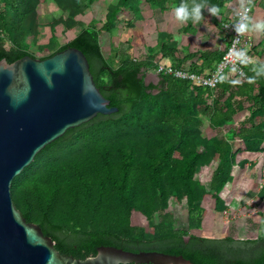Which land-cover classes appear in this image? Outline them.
<instances>
[{
    "label": "trees",
    "instance_id": "1",
    "mask_svg": "<svg viewBox=\"0 0 264 264\" xmlns=\"http://www.w3.org/2000/svg\"><path fill=\"white\" fill-rule=\"evenodd\" d=\"M46 1L0 0V29L5 33L0 39V62L13 64L33 57L27 41L32 38L37 42L40 9ZM53 1L68 17L54 20L51 30L59 25L72 30L81 25L75 18L99 0ZM169 1L148 3L164 10ZM187 1L173 3L177 7ZM233 1L197 3L205 8L216 6L219 12L213 17L218 22L225 6ZM139 7V0H118L109 7L102 29L93 22L70 43L43 58L67 48L81 51L97 88L119 112L99 115L46 147L14 179V205L27 223L37 225L52 239L60 255L79 261L95 257L100 247H113L132 253L182 256L192 264H264V238L235 242L195 237L190 232L175 231V219L167 212L173 199L186 206L190 230L199 228L203 205L221 201L220 194L234 181L233 167H245L246 161L238 162V155L264 153V76L253 71L261 64H246L245 79L237 85L229 83L233 78L221 82L212 102L207 97L210 91L186 81L159 76L157 84L148 83L147 75L158 62L180 66L198 56L175 60L176 42L171 35L159 33L160 46L149 48L148 57L135 60L124 55L114 67L103 54L101 33L112 32L120 12L138 15ZM185 24L186 33L195 31L196 23L189 20ZM54 46L55 40H51L50 47ZM224 54H214L215 61H221ZM211 58L205 56L204 62H211ZM198 61L200 66L192 62V69L202 73L203 54ZM245 102L249 115L225 135L223 128L245 110ZM241 145L243 148H237ZM212 163L215 169L207 190L195 176ZM252 191L259 200L264 198V188L258 191L257 183H252ZM135 216L145 217L153 225L154 237L134 224ZM156 216L159 223L154 225Z\"/></svg>",
    "mask_w": 264,
    "mask_h": 264
},
{
    "label": "water",
    "instance_id": "2",
    "mask_svg": "<svg viewBox=\"0 0 264 264\" xmlns=\"http://www.w3.org/2000/svg\"><path fill=\"white\" fill-rule=\"evenodd\" d=\"M97 88L85 55L67 48L47 59L0 62V264H96L64 257L29 224L12 199V183L49 145L99 115L118 113ZM103 264H192L182 256L100 247Z\"/></svg>",
    "mask_w": 264,
    "mask_h": 264
},
{
    "label": "rangeland",
    "instance_id": "3",
    "mask_svg": "<svg viewBox=\"0 0 264 264\" xmlns=\"http://www.w3.org/2000/svg\"><path fill=\"white\" fill-rule=\"evenodd\" d=\"M140 1V14L136 15L128 10H123L118 14L117 22L111 33L102 32L100 39L102 51L107 60L114 67H117L124 55H129L133 59H143L148 57V49L160 46L159 33L171 34L172 40L178 46L175 60L182 61L190 54L200 56L203 51L210 46L220 51L225 50L226 32L223 24L230 21L235 15V11L245 5L246 0H234L227 4L222 11L223 17H219L218 22L206 10H203L202 19L194 26L195 31L186 33L185 23L181 24L175 19L174 0L169 1L167 7L162 10L148 3V0ZM198 0H188L187 4L192 5ZM118 3V0H99L88 7L83 15L75 18L81 23L72 30H67L63 25L56 26L51 30L50 25L54 20L67 19V13L62 12L53 0H47L40 9L39 24L41 25L39 37L36 43L29 38L27 41L28 52L33 58L43 59L49 56L57 48L70 43L83 29L95 22L98 30L102 29L106 22L109 7ZM1 7V4H0ZM130 24L132 27H130ZM217 37V41H213ZM219 37L221 41H219ZM55 40V48L50 47V41ZM212 40V42H209ZM8 48V45H6ZM198 58V57H197ZM195 58V59H197ZM189 60V63L199 62ZM170 63V62H169ZM156 75L150 74L147 82L156 83ZM247 114V113H246ZM248 114L238 117L234 123L223 128L226 135L233 127L239 126L247 118ZM207 124L204 125L203 132L206 134ZM243 148L238 146L237 148ZM238 162L246 161L243 168L234 166L232 169L233 183L227 184L220 194L221 201L211 200L203 205V220L199 228L190 230L189 215L185 205L177 204L173 199L168 203L167 212L173 215L175 231L190 232L195 237L207 240H223L230 238L235 242L256 241L264 238V198L258 199L256 193L252 191V183L258 184V191L264 188V153H240ZM215 169V163L209 167L201 169L195 176V180L204 184L209 190V184ZM135 225L145 229L149 237H154L153 225L145 217L135 216ZM159 223L158 216L154 219V225Z\"/></svg>",
    "mask_w": 264,
    "mask_h": 264
},
{
    "label": "built area",
    "instance_id": "4",
    "mask_svg": "<svg viewBox=\"0 0 264 264\" xmlns=\"http://www.w3.org/2000/svg\"><path fill=\"white\" fill-rule=\"evenodd\" d=\"M251 0H246L244 8H246L247 15L251 17ZM237 20L236 15L233 16V18L230 21H227L225 24H223L224 31L227 34L228 37V46L225 51L224 56L222 57L221 61L216 65L213 71H211L209 74H203L199 72H195L192 69V63H186L182 64L180 66H174V65H167L164 63H158L156 69L153 72L148 73L147 77L150 74L156 75L155 77L159 76H165V77H171L176 80L180 81H186L189 82L193 87L205 89L211 92L210 95H207L209 100L213 101V93L217 90L218 86L221 84V82L218 79V69L220 70V74H224L228 78L233 79H239L243 80L245 79V72H244V66L241 65L238 62L233 65L232 61L234 60V57L228 56L229 49H232L235 47L236 49H243L249 57H251V43L249 39H247L245 33L243 34H237L235 33L234 29L232 28V25ZM5 37V33L3 30L0 29V39H3ZM228 56V61H225V57ZM252 64V63H249ZM235 66L237 68L236 72H232L231 68ZM243 73L244 75L241 76L240 73Z\"/></svg>",
    "mask_w": 264,
    "mask_h": 264
},
{
    "label": "clouds",
    "instance_id": "5",
    "mask_svg": "<svg viewBox=\"0 0 264 264\" xmlns=\"http://www.w3.org/2000/svg\"><path fill=\"white\" fill-rule=\"evenodd\" d=\"M203 10H206L212 16H216L219 12V9L216 6L205 8V6L201 3L193 2L192 5L189 7L187 3L181 2L179 6L174 8V16L175 19L181 24L189 20H191L192 23H197L202 19ZM247 11L248 10L244 8L243 5H241V8L239 10L235 11L237 20L232 25V28L234 29L235 33L239 35L250 31H264V21L253 22L252 18L247 15ZM228 56L234 57V60L232 61L233 65H235L236 62L241 65L255 63L243 49H236L235 47H233L232 49H229ZM228 56L225 57L226 62L228 61ZM231 71L236 72L237 68L233 66L231 68ZM253 71L256 73V76H264V64L259 65V67H254ZM240 75L243 76L244 74L241 72ZM218 79L220 82H224L227 79L226 75L220 74L219 69ZM251 79L252 78H249L250 81ZM229 83L232 85H237L240 83V80L232 79L229 81ZM93 259L96 264H103L105 256L103 253L98 252Z\"/></svg>",
    "mask_w": 264,
    "mask_h": 264
},
{
    "label": "crops",
    "instance_id": "6",
    "mask_svg": "<svg viewBox=\"0 0 264 264\" xmlns=\"http://www.w3.org/2000/svg\"><path fill=\"white\" fill-rule=\"evenodd\" d=\"M251 1H252L251 18H252L253 22L264 21V0H251ZM169 35H171V34H169ZM245 35H246L247 39H249V41L252 45L250 55H251L252 60L255 62L254 64H264V31H250V32H246ZM226 40H227V42H226V46H225L224 51H226L227 46H228V37L227 36H226ZM213 41H217V37L214 38ZM219 41H221L220 37H219ZM100 42H101V39H100ZM209 42H212V40H209ZM101 48H102V42H101ZM156 48L158 49V46ZM224 51L223 50L220 51L217 48H214L213 46H210L209 48H207L203 51V71H202L203 74H205V75L209 74L211 71L214 70V68L216 67V65L220 61L219 62L215 61V57L213 55L214 54H220ZM209 55L212 56V58L210 60L211 62H208V63L204 62V57L209 56ZM200 56H198V58ZM198 58L195 60H198ZM184 60H182V61H184ZM169 62L170 61H167V62L166 61H160L158 63H164L167 65H171L172 63L171 62L169 63ZM186 63H189V61ZM196 64H197V66H200L199 62H196ZM156 79H157V82H156V84H157L160 81V79H159V77H156ZM248 107H249V104L247 102H245V110L235 117L234 122L238 117L243 116L244 113H245V115H247V114L249 115ZM229 125H231V124H229ZM229 125H227V126H229ZM233 128H235V127H233Z\"/></svg>",
    "mask_w": 264,
    "mask_h": 264
}]
</instances>
